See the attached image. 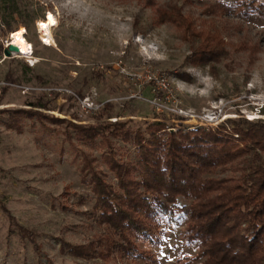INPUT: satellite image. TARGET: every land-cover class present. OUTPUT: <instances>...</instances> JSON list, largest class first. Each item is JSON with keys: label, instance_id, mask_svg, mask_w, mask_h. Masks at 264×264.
<instances>
[{"label": "rangeland", "instance_id": "1", "mask_svg": "<svg viewBox=\"0 0 264 264\" xmlns=\"http://www.w3.org/2000/svg\"><path fill=\"white\" fill-rule=\"evenodd\" d=\"M237 1L0 0V264H50L49 259L103 264L99 256L79 257L62 244H89L107 231L82 180V152L93 157L107 181L116 185L117 180L103 160L100 139L79 140L71 129L67 140L66 123L52 116L88 125L110 102L109 120L131 119L142 129L155 120L174 130L232 127L229 120L240 117L264 121V17L242 14ZM173 6L197 30L221 33L226 51L219 60L193 62L198 38L185 39L176 24L159 21L158 9ZM49 12L56 25L46 44L38 22ZM21 28L36 63L3 51L6 39ZM114 144L121 160L137 159L132 144ZM217 174L240 171L231 167ZM184 225L179 214L174 224L162 225L159 241L138 243L157 264H177L179 255L197 251V243L185 240Z\"/></svg>", "mask_w": 264, "mask_h": 264}, {"label": "trees", "instance_id": "2", "mask_svg": "<svg viewBox=\"0 0 264 264\" xmlns=\"http://www.w3.org/2000/svg\"><path fill=\"white\" fill-rule=\"evenodd\" d=\"M235 8L264 17L262 0H239ZM158 17L176 24L185 39L198 38L193 62L217 61L226 51L221 33L197 30L179 7L159 8ZM111 108L110 102L102 104L96 121L88 125L51 117L66 123L67 140L71 129L79 140L92 144L100 139L106 149L103 160L117 180L116 185L107 181L94 167L93 157L82 152V180L94 194V210L107 231L89 244L63 246L79 257L99 256L103 264L117 258L129 264H157L138 241H159L162 225L174 224L180 214L185 218L183 236L197 243V251L179 255L177 264H264V121L240 117L229 120L232 127L224 123L174 130L164 120H155L142 129L131 119L109 120ZM115 140L132 144L137 159L121 160ZM231 167L240 174H217ZM179 198L187 203L178 204ZM19 230L32 238L28 229Z\"/></svg>", "mask_w": 264, "mask_h": 264}, {"label": "bare ground", "instance_id": "3", "mask_svg": "<svg viewBox=\"0 0 264 264\" xmlns=\"http://www.w3.org/2000/svg\"><path fill=\"white\" fill-rule=\"evenodd\" d=\"M52 21H54V23ZM54 25H56V19L52 14V12L47 13L45 19L40 20L38 22V30L42 34L43 37L42 39L46 44L51 43V41L53 40L51 34V28ZM26 35H27V30L21 28L17 32L12 34L11 40L18 47V51H17L18 54L22 56H27L32 59L33 63H36L38 59L32 55V48L30 46L29 41L26 38Z\"/></svg>", "mask_w": 264, "mask_h": 264}, {"label": "built area", "instance_id": "4", "mask_svg": "<svg viewBox=\"0 0 264 264\" xmlns=\"http://www.w3.org/2000/svg\"><path fill=\"white\" fill-rule=\"evenodd\" d=\"M11 34H12V33H11ZM11 44L15 45V44L13 43V41L11 40V38L6 39V41H5L4 44H3V51H4L5 49L9 48V46H10ZM16 52H17V51H15V50H10V55H14V53H16ZM16 54H17V53H16Z\"/></svg>", "mask_w": 264, "mask_h": 264}, {"label": "water", "instance_id": "5", "mask_svg": "<svg viewBox=\"0 0 264 264\" xmlns=\"http://www.w3.org/2000/svg\"><path fill=\"white\" fill-rule=\"evenodd\" d=\"M10 50L18 51V47L16 45L11 44L9 48L4 50L5 54L10 55Z\"/></svg>", "mask_w": 264, "mask_h": 264}, {"label": "snow or ice", "instance_id": "6", "mask_svg": "<svg viewBox=\"0 0 264 264\" xmlns=\"http://www.w3.org/2000/svg\"><path fill=\"white\" fill-rule=\"evenodd\" d=\"M50 19H51V17H50ZM53 23H54V21H52Z\"/></svg>", "mask_w": 264, "mask_h": 264}]
</instances>
